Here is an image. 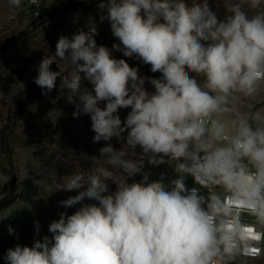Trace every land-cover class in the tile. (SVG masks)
Listing matches in <instances>:
<instances>
[{"label":"clouds","instance_id":"obj_1","mask_svg":"<svg viewBox=\"0 0 264 264\" xmlns=\"http://www.w3.org/2000/svg\"><path fill=\"white\" fill-rule=\"evenodd\" d=\"M21 2L9 0L16 7ZM97 6L119 43L111 50L97 45L95 26L62 35L55 53L42 57L34 83L47 96L59 78L73 117L88 115L93 143H109L88 158L94 171L64 178L60 189L78 194L59 204L79 208L61 212L48 226L51 236L9 248L4 260L235 264L258 257L264 248V108L251 101L264 94V0H227L223 19L209 0H99ZM112 50L160 76H141ZM57 60L74 70H53ZM121 109H130L124 120ZM114 137L121 148L110 143ZM146 163L166 164L176 178L165 183L161 173L150 180ZM137 174L143 178L127 182ZM35 228L38 235L39 222ZM8 231L14 234L11 226Z\"/></svg>","mask_w":264,"mask_h":264},{"label":"rangeland","instance_id":"obj_2","mask_svg":"<svg viewBox=\"0 0 264 264\" xmlns=\"http://www.w3.org/2000/svg\"><path fill=\"white\" fill-rule=\"evenodd\" d=\"M76 1L78 0H40L39 4L32 6L27 4L26 0H22L21 5L16 7L11 5L9 0H0V51L4 47V50L27 70L33 83L42 57L55 53V48L52 52L50 47L52 40L56 46L58 38L62 35L71 37L78 30L87 31L89 26H95L98 33L95 36L97 45L106 46L111 50L113 44L119 43L112 34L109 22L100 21L99 17L102 13L99 8L88 9L72 5L76 4ZM212 2L220 11H226L227 0H212ZM36 12H39V15H36ZM41 18H44L46 26L35 31L34 27H38V19ZM32 36H35L33 41ZM112 56L116 59L124 57L122 52L115 50H112ZM52 69L67 72L74 70L66 61L59 60L52 65ZM59 85L58 78L56 89L47 96L43 95L44 90L36 85L35 99L21 123L19 132L41 136L52 126H67L79 134H84L88 139L93 138L90 117L85 114L79 115L78 118L73 117L74 105L67 103V90L62 93ZM26 90V84L0 81V120L4 112V119H7L10 108L7 106L2 109L3 104L11 102L16 95ZM251 104L256 108H264V94L252 100ZM26 154H32L30 161H26ZM16 158L19 168L20 165L23 166V172L21 173L20 168L19 188L11 198L10 204L2 205L0 209V264H7L4 256L9 248H14L18 244L30 247L35 239H41L45 235L51 236L52 234L48 232L49 224L58 220L61 212L72 214L80 206L66 209L59 204L69 196L77 195L78 192L60 189L63 185L57 183L55 158L51 154L19 149ZM145 171L151 174L150 180H158L161 173L165 174V183L176 178L172 168L166 164L152 166L146 163ZM142 178L137 174L127 179V182L132 183ZM186 183L192 186V178L188 177ZM8 188L9 178L6 180L5 177L2 179L0 176V190L4 191L3 194H6ZM109 190L116 189L109 186ZM36 222L40 224L38 235ZM9 226L14 229L12 235L9 234ZM235 264H264V259L242 257Z\"/></svg>","mask_w":264,"mask_h":264},{"label":"trees","instance_id":"obj_3","mask_svg":"<svg viewBox=\"0 0 264 264\" xmlns=\"http://www.w3.org/2000/svg\"><path fill=\"white\" fill-rule=\"evenodd\" d=\"M98 3L99 0H78L76 4L72 5L89 9L98 8ZM209 3L218 17L223 19L226 11H220L216 8L217 6L213 4L212 0H209ZM45 23L44 18L38 19V27H34V30L38 31L42 27H45ZM31 39L33 41L35 36H32ZM50 47L52 48V52H54L55 42L53 40ZM122 59H125L131 67H137L141 76L157 78L160 76L159 73L151 72L150 65H145L135 57H123ZM0 80L12 84H26L27 86L26 91H21L11 102L3 104L2 107V109H5L7 106H10L7 119H4V112L0 120V173L9 178V188L0 200V209L2 205L10 204L11 198L14 197L19 188L20 168L16 158L19 149L51 154L55 158L57 183L61 185L65 182L64 178L72 172H84L87 175L94 171L92 162L88 158L93 156L99 157V149L106 146L109 142L101 141L93 143V138L88 139L84 134H79L67 126H52L41 136L19 132L21 123L35 99L37 86L30 80L27 70L20 66L6 50L0 51ZM82 86L89 89L92 87L88 82H84ZM145 88L148 91H154L153 86L147 81ZM100 106L104 107V104L101 103ZM128 111L130 109L119 110L122 120L126 118ZM110 143L116 149L122 147V142L118 141L115 137ZM137 152H140L139 148H137ZM129 178L131 177H127V179ZM119 179L123 181L124 178L121 177ZM108 185L112 189L117 188L116 183L112 181H108Z\"/></svg>","mask_w":264,"mask_h":264},{"label":"built area","instance_id":"obj_4","mask_svg":"<svg viewBox=\"0 0 264 264\" xmlns=\"http://www.w3.org/2000/svg\"><path fill=\"white\" fill-rule=\"evenodd\" d=\"M26 2H27V4L34 6V5L39 4L40 0H36L35 3H33V0H26ZM192 186H194V185H192ZM192 186H189V187H192ZM3 193H4V191H1L0 190V200L2 199V197L4 195ZM243 258H248V259H264V248H262L261 254L258 257H256V258H250V257H243Z\"/></svg>","mask_w":264,"mask_h":264},{"label":"crops","instance_id":"obj_5","mask_svg":"<svg viewBox=\"0 0 264 264\" xmlns=\"http://www.w3.org/2000/svg\"><path fill=\"white\" fill-rule=\"evenodd\" d=\"M1 81V80H0ZM3 82V81H2ZM28 153V152H27ZM30 159H32V154H26V161H30ZM20 168H21V173L23 172L22 170H23V166L22 165H20ZM23 175V174H22ZM0 176L2 177V179H3V177H5V176H3L2 174H0ZM5 179L7 180L8 178L7 177H5ZM6 209H7V207L4 209V212H3V214L1 215L2 217L4 216V214H5V211H6ZM1 217V218H2Z\"/></svg>","mask_w":264,"mask_h":264},{"label":"water","instance_id":"obj_6","mask_svg":"<svg viewBox=\"0 0 264 264\" xmlns=\"http://www.w3.org/2000/svg\"><path fill=\"white\" fill-rule=\"evenodd\" d=\"M2 50H4V47L2 48Z\"/></svg>","mask_w":264,"mask_h":264}]
</instances>
